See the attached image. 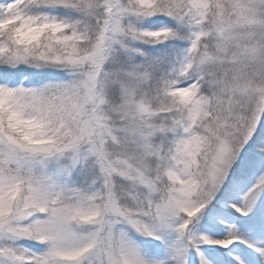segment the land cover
Masks as SVG:
<instances>
[{"label": "snow or ice", "instance_id": "6c2138e0", "mask_svg": "<svg viewBox=\"0 0 264 264\" xmlns=\"http://www.w3.org/2000/svg\"><path fill=\"white\" fill-rule=\"evenodd\" d=\"M0 264H264V0H0Z\"/></svg>", "mask_w": 264, "mask_h": 264}]
</instances>
